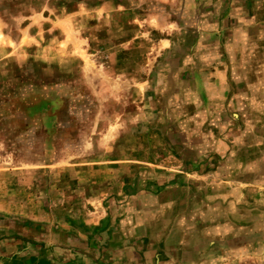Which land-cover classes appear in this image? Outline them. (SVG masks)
Returning <instances> with one entry per match:
<instances>
[{
	"label": "crops",
	"instance_id": "1",
	"mask_svg": "<svg viewBox=\"0 0 264 264\" xmlns=\"http://www.w3.org/2000/svg\"><path fill=\"white\" fill-rule=\"evenodd\" d=\"M221 1L117 152L86 168L87 248L69 232L0 264H264V0Z\"/></svg>",
	"mask_w": 264,
	"mask_h": 264
},
{
	"label": "rangeland",
	"instance_id": "2",
	"mask_svg": "<svg viewBox=\"0 0 264 264\" xmlns=\"http://www.w3.org/2000/svg\"><path fill=\"white\" fill-rule=\"evenodd\" d=\"M224 6L221 0H0L2 252L18 257L27 248L70 243L69 232L87 248L86 170L117 152L119 127L131 125L135 109L155 98L161 74L193 52L181 41L196 42L202 15L208 24ZM147 74L156 77L144 98L137 84Z\"/></svg>",
	"mask_w": 264,
	"mask_h": 264
}]
</instances>
